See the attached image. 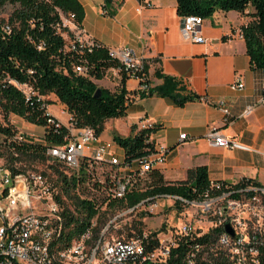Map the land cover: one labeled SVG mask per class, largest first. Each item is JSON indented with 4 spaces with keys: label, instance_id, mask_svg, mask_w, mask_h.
I'll return each mask as SVG.
<instances>
[{
    "label": "built area",
    "instance_id": "2783aa9c",
    "mask_svg": "<svg viewBox=\"0 0 264 264\" xmlns=\"http://www.w3.org/2000/svg\"><path fill=\"white\" fill-rule=\"evenodd\" d=\"M144 2L151 5L149 0ZM60 12L62 20L56 23V29L65 38L63 51L75 57L72 67L76 73L88 75L92 64L87 54L104 44L77 22L74 12ZM102 12L109 14L106 4ZM204 19L197 13L182 15L184 38L206 41L202 32ZM4 29L10 31L11 26L6 23ZM43 47L41 41L38 48ZM107 50L110 58L118 62L113 66L117 73L125 72L139 81L136 91L127 93L125 101L131 104L152 86L146 58L129 46H107ZM3 81L18 87L26 102L42 110L39 116H46V122L41 124L44 129L41 136H29V132L13 123L14 118L10 117L15 129L14 139L43 143L49 162L58 164L68 179L75 176L72 191L80 198L91 200L98 214L86 229L65 244L64 211L70 198L61 189L58 175L54 173L52 178L42 168L13 173L0 162V264H264V185L238 186L237 182L211 180L204 191L193 187L196 193L192 196L150 193L129 204L128 194L146 191L148 186L145 188L142 181L148 180L150 172L165 163L166 148L152 149L135 157H130L124 149L121 155L115 148L114 138H102L94 126L80 125L67 106L51 95L53 92L43 94L32 82L10 75ZM231 86L242 89L243 78L238 76ZM53 102L59 104L63 117L49 108ZM260 102L264 105V85ZM215 103L226 115L230 114L224 100ZM251 109L249 105L246 112ZM13 114L26 122L25 116ZM155 125L152 118L143 116L136 121L134 131L150 129L152 132ZM151 132L147 138L150 142ZM207 136L219 146H246L215 126ZM185 137L186 132L180 133V138ZM97 165H108L113 175L97 179L94 171ZM98 189L102 192L101 198L93 194ZM161 200L181 217V224L164 225V229L157 232L131 229V233L119 225L118 221L128 212L140 209L154 212ZM100 204L111 206L116 212L96 234L94 226ZM120 228L121 236L109 234L112 229Z\"/></svg>",
    "mask_w": 264,
    "mask_h": 264
},
{
    "label": "crops",
    "instance_id": "0c3cea01",
    "mask_svg": "<svg viewBox=\"0 0 264 264\" xmlns=\"http://www.w3.org/2000/svg\"><path fill=\"white\" fill-rule=\"evenodd\" d=\"M80 1L85 9L82 26L107 46H129L145 57L153 88L163 84L167 74L179 81L180 94L199 95L183 104L171 96L143 95L125 115L105 121L101 132L105 139L115 133L129 135L140 117L155 121L152 143L167 152L165 163L150 172L148 188L156 184L157 172L164 182L174 183L193 180L201 166L207 168L210 180L235 183L250 177L264 185V105L260 102L264 68L252 64L242 33L243 25L255 19L253 6L245 12L219 9L205 17L202 32L207 40L198 42L182 35L177 0H149L151 5L145 0ZM104 4L109 14L102 12ZM238 76L244 81L242 89L231 86ZM95 81L114 90L122 84V76L110 66ZM138 85L136 78L125 80L128 92H135ZM218 100L225 101L230 114L215 103ZM249 105L252 109L246 112ZM214 126L246 146L212 143L207 133ZM119 128L124 134L117 132ZM182 132L187 137L180 138Z\"/></svg>",
    "mask_w": 264,
    "mask_h": 264
},
{
    "label": "trees",
    "instance_id": "16d2710c",
    "mask_svg": "<svg viewBox=\"0 0 264 264\" xmlns=\"http://www.w3.org/2000/svg\"><path fill=\"white\" fill-rule=\"evenodd\" d=\"M112 0H105L106 3ZM11 3L13 9L8 18H0V111L6 119L5 124L0 121V133L5 137L0 144V162L13 173L27 171L28 168L38 169L37 163H42V169L48 175L57 174L61 189L66 191L70 201L66 205L64 241L68 244L71 239L87 228L93 217L98 214V208L89 199L80 198L74 190L75 176L68 179L60 166L50 163L43 143L24 142L14 139L15 129L10 124V114L17 113L25 116L29 121L43 124L46 116H39L42 110L26 102L23 92L15 85L3 81L6 75L20 81H29L43 94L55 93L68 110L72 112L80 125H92L98 133L105 127V121L110 117L126 114L130 104L126 103L127 88L125 80L129 77L122 73V84L111 90L99 86L96 78H101L110 66L118 62L110 58L107 45L94 49L87 54L92 64L88 75L76 73L72 67L75 57L70 52H64L65 38L56 29V23L62 20L61 12H74L78 23H82L85 15L84 5L80 0H0V6ZM253 6L252 14L255 19L243 25L242 33L246 40L247 51L251 62L256 67L264 68V0H177L178 13L181 15L197 13L204 17L212 15L216 10L236 9L241 12ZM8 23L11 30L4 29ZM44 42L39 49L38 44ZM147 68V64H146ZM29 69H33L30 72ZM163 84L154 87L143 95L158 94L171 96L179 104L190 98L199 97L197 93L182 95L179 93V81L164 74ZM100 87L102 92L96 96ZM39 116V117H38ZM150 129L135 133L134 127L129 135L114 134V139L124 146L130 157L155 149L147 138ZM51 136H48L50 138ZM18 162L20 164H18ZM156 184L146 191L128 194L129 204H134L150 193H178L192 196L197 191H204L210 184L207 168L198 167L193 180H179L174 183L163 181L161 173L153 176ZM254 183L258 181L245 177L236 185ZM106 218L97 217L94 226L95 233H99ZM142 229L140 228L139 231ZM131 233V231H130Z\"/></svg>",
    "mask_w": 264,
    "mask_h": 264
},
{
    "label": "rangeland",
    "instance_id": "374dc122",
    "mask_svg": "<svg viewBox=\"0 0 264 264\" xmlns=\"http://www.w3.org/2000/svg\"><path fill=\"white\" fill-rule=\"evenodd\" d=\"M13 9V6L11 3H8L6 5L0 6V18H8L9 14L11 13ZM96 82V81H95ZM97 83V82H96ZM98 84V83H97ZM99 85V84H98ZM101 86V85H99ZM103 87V86H102ZM106 88V87H105ZM51 94V93H50ZM51 95L55 96L57 99V95L55 93H52ZM59 101V99L57 100ZM59 104L56 102L50 103L49 108L56 114L60 115L63 117V114L60 112L59 109ZM11 115V114H10ZM10 117H13V123L16 125L19 124L20 127H22L24 130L29 132V136H41L43 133V126L41 124H33L31 122H26L22 117L16 116L15 114L11 115ZM9 117V120H10ZM0 121L5 124L6 119L3 116V113L0 111ZM107 129H108V123H106ZM117 132H121L124 134V131L119 128ZM4 135L0 133V144L4 139ZM114 145L119 154H124V146L122 144L118 143L114 139ZM0 160H3L0 158ZM4 161V160H3ZM18 164H20L18 162ZM37 167L42 168L44 165L42 163H37ZM32 170L33 168H28L27 170ZM35 169V168H34ZM95 173H96V178L97 179H105L108 176H112V172L110 171V167L108 165H97V168H95ZM52 178L54 177V174L51 175ZM148 180L142 181L145 185L144 187L146 188L148 186V181L152 179V175L150 174L149 177L147 178ZM101 190L94 191L93 194H97L98 197L101 198ZM108 207V208H106ZM101 216L104 218H111L115 214L116 210L111 207V206H106V205H101L99 208ZM182 219L181 217L179 218L173 211L169 209V207L164 203V200H161L160 204L156 206V209L154 212H147L144 209L140 210H135L133 212H128L126 215H124L119 221V225H123L125 230L131 231V229L139 231V229H147L152 232H157L158 230H163V226H177L181 224ZM0 224H1V219H0ZM109 234H114L115 236H121L122 234V229H112Z\"/></svg>",
    "mask_w": 264,
    "mask_h": 264
},
{
    "label": "water",
    "instance_id": "95a60500",
    "mask_svg": "<svg viewBox=\"0 0 264 264\" xmlns=\"http://www.w3.org/2000/svg\"><path fill=\"white\" fill-rule=\"evenodd\" d=\"M101 92H102V89H101L100 87H98L97 90H96L95 95H96V96H99V95L101 94ZM227 228H228L230 231H233V230H232V227L230 226V224H227ZM158 264H167V263L163 262V263H158Z\"/></svg>",
    "mask_w": 264,
    "mask_h": 264
}]
</instances>
